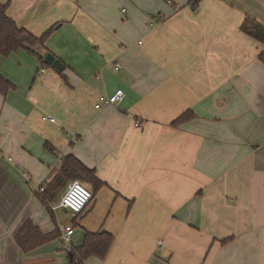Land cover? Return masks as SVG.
Here are the masks:
<instances>
[{"label":"crops","instance_id":"obj_1","mask_svg":"<svg viewBox=\"0 0 264 264\" xmlns=\"http://www.w3.org/2000/svg\"><path fill=\"white\" fill-rule=\"evenodd\" d=\"M188 1L0 0L18 28L51 30L38 53L63 66L0 55V264L69 263L61 237L23 253L27 222L74 226L75 247L112 235L83 264H264V46L240 30L264 25V0ZM68 156L102 185L63 225L41 198Z\"/></svg>","mask_w":264,"mask_h":264},{"label":"trees","instance_id":"obj_2","mask_svg":"<svg viewBox=\"0 0 264 264\" xmlns=\"http://www.w3.org/2000/svg\"><path fill=\"white\" fill-rule=\"evenodd\" d=\"M201 1L202 0H189L188 6H190L192 10H196ZM6 10L7 5L0 4V55L8 57L19 50H23L36 57L42 64H44V57L39 54L38 51L43 48L51 30L45 32L40 37H35L27 30L18 28L15 22L7 16ZM240 30L264 46V25L254 19L245 18ZM258 59L264 64V50L260 52ZM13 89L14 85L0 75V94L5 95ZM190 117H192V113L186 112L176 119L173 122V125H178ZM44 147L50 153H54L53 147L49 144L46 143ZM72 181H80L89 185L93 194H95L102 185V183L96 178L94 171L86 168L73 156L65 157L58 176L49 185L46 189V194L41 198V203L45 206L46 211L52 219H54L52 208L50 206L52 200L60 193L67 183ZM44 191L45 189L43 192ZM60 237L61 233L57 228L51 234L42 235L37 228H35L30 222H27L16 236V244L23 253H28L41 245ZM113 241L114 239L112 235L105 232H85L82 245L79 247L74 246L71 251L67 252L68 254H72V259L69 260L68 264H83L89 258H96L98 260L104 259L108 254Z\"/></svg>","mask_w":264,"mask_h":264},{"label":"built area","instance_id":"obj_3","mask_svg":"<svg viewBox=\"0 0 264 264\" xmlns=\"http://www.w3.org/2000/svg\"><path fill=\"white\" fill-rule=\"evenodd\" d=\"M169 2V1H168ZM151 25H153L151 23ZM121 69V66L118 63L114 64V70L119 71ZM124 94L123 92L117 91L113 96L107 97V96H100L98 99V102L95 105V108L97 110L103 108V107H109L111 105H115L119 103ZM47 121L50 123H54V119L47 118ZM139 125V121H135L134 126L137 127ZM44 188L39 187L37 189L38 193L43 192ZM93 198L92 191L88 189L84 184L80 183L79 181H72L70 182L63 195L60 198V201L57 206L52 207L53 211H56L57 209H63L65 211H70L72 216H79L83 213L85 208L88 206V204L91 202ZM61 233V241L63 244V249L66 252H69L74 247L73 244V236L75 234L74 227L72 225L63 226L60 228Z\"/></svg>","mask_w":264,"mask_h":264},{"label":"water","instance_id":"obj_4","mask_svg":"<svg viewBox=\"0 0 264 264\" xmlns=\"http://www.w3.org/2000/svg\"><path fill=\"white\" fill-rule=\"evenodd\" d=\"M43 63H44V65L51 67L52 69H54L58 73H61L63 71V66L60 63V61L58 59H56V57L50 53H48L44 56ZM68 257H69V260H71L72 254H68Z\"/></svg>","mask_w":264,"mask_h":264},{"label":"rangeland","instance_id":"obj_5","mask_svg":"<svg viewBox=\"0 0 264 264\" xmlns=\"http://www.w3.org/2000/svg\"><path fill=\"white\" fill-rule=\"evenodd\" d=\"M125 10H127V8L124 6L123 7ZM80 182V181H79ZM80 183H82V184H84L86 187L88 186V189H89V185H87V184H85V183H83V182H80ZM63 190V189H62ZM61 190V191H62ZM61 194V193H60ZM56 195V197L52 200V204L53 205H57L58 203H59V201H60V197L59 196H61V195ZM70 214H71V212L70 211H68ZM53 214H54V216H55V218H57V221L58 222H60L61 224H63V225H65V224H67L66 222H68L69 221V217H67L66 215H63V213H62V209H59V210H57V211H55V212H53ZM56 221V220H55ZM64 248V247H63Z\"/></svg>","mask_w":264,"mask_h":264}]
</instances>
